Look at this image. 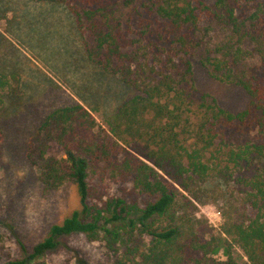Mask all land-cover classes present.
I'll use <instances>...</instances> for the list:
<instances>
[{"label":"trees","instance_id":"1","mask_svg":"<svg viewBox=\"0 0 264 264\" xmlns=\"http://www.w3.org/2000/svg\"><path fill=\"white\" fill-rule=\"evenodd\" d=\"M33 1L66 5L88 35L89 59L120 77L132 96L112 118L116 140L80 103L55 111L35 132L27 158L40 182L48 190L73 183L80 208L31 250L21 244L22 257L6 264H45L73 235L103 240L114 264H264V0ZM206 25L224 38L214 42ZM248 44L261 56L259 74L240 71ZM198 49L215 80L249 94L246 110L230 113L196 89ZM10 84L0 76V113ZM3 144L0 127V160ZM101 171H110L120 195H93ZM218 180L246 188L254 217L237 223L227 211L223 230L248 263L228 243L227 260L215 259L214 229L196 217L195 189Z\"/></svg>","mask_w":264,"mask_h":264},{"label":"rangeland","instance_id":"2","mask_svg":"<svg viewBox=\"0 0 264 264\" xmlns=\"http://www.w3.org/2000/svg\"><path fill=\"white\" fill-rule=\"evenodd\" d=\"M206 27L213 31L214 42L224 38L221 31ZM89 41L66 5L0 0V76L9 77L11 82L0 113L4 135L0 160V264L20 259L21 244L31 250L53 226L80 208L73 183L48 190L39 180L40 169L27 158L29 141L46 118L80 103L91 111L99 127L116 140L110 124L132 91L120 77L104 72L89 59ZM248 46L251 55L240 71L259 74L263 69L261 56L253 52L255 45ZM202 56L203 51L198 49L191 59L196 89L212 96L219 107L230 113L246 110L251 102L249 94L235 84L215 80L202 66ZM102 173L92 180L93 195L105 200L120 195L110 171ZM244 190L240 182L228 184L218 180L194 191L199 199L193 201L196 217L214 229L220 247L213 257L220 262L227 260V243L237 261L249 262L240 245L223 230L227 211L234 210L232 217L237 223L242 222L243 216L254 217L246 212L250 207L244 203ZM42 261L114 264L106 243L92 242L85 235L63 238L60 246Z\"/></svg>","mask_w":264,"mask_h":264}]
</instances>
